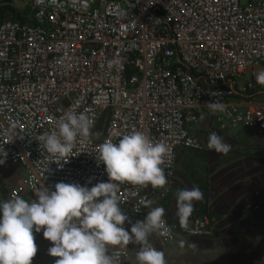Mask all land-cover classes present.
Instances as JSON below:
<instances>
[{"label": "built area", "instance_id": "2783aa9c", "mask_svg": "<svg viewBox=\"0 0 264 264\" xmlns=\"http://www.w3.org/2000/svg\"><path fill=\"white\" fill-rule=\"evenodd\" d=\"M19 1L9 3L25 12V22L0 14V148L4 164L24 170L14 195L54 190L59 182L89 188L107 182L99 146L137 131L167 146L169 183L176 149H202L190 127L212 112L207 103L214 100L226 105L216 112L222 121L264 134V100L256 99L264 86L255 79L264 71V0ZM68 111L87 114L93 124L65 163L36 137ZM167 183L119 185L126 230L145 217L151 195L166 197ZM163 219L157 231L163 244L176 233L209 238L216 229L208 213L189 217L187 231L178 219ZM107 252L113 264L127 256L123 245Z\"/></svg>", "mask_w": 264, "mask_h": 264}, {"label": "clouds", "instance_id": "9594fccd", "mask_svg": "<svg viewBox=\"0 0 264 264\" xmlns=\"http://www.w3.org/2000/svg\"><path fill=\"white\" fill-rule=\"evenodd\" d=\"M109 61V67L112 65ZM256 83L264 86V71L256 74ZM215 96L216 93H208ZM213 113L223 112L226 105L218 100L207 103ZM93 121L81 112L68 111L56 128L41 134L36 140L48 153L70 157L79 138L92 135ZM207 147L226 154L230 145L212 132ZM167 146L141 133L124 135L118 143L106 140L99 146L98 161L105 167L107 182L91 188L80 184L56 183L54 190L42 188L36 199L28 202L17 196L0 201V264H31L37 253L34 232L43 229V238L51 242L48 255L56 257L54 264H113L108 255L109 246L127 245L135 241L141 245L137 252L138 264H166L164 253L153 247L148 237L165 226L162 207L151 208L142 221L132 224L130 230L123 225L128 220L121 210L117 192L121 183L143 187L163 188L166 183L165 157ZM7 153L0 148V165ZM176 215L179 226L189 229V217L194 202L203 200L198 186L176 192ZM152 201L144 202L149 207ZM139 211V209H137Z\"/></svg>", "mask_w": 264, "mask_h": 264}, {"label": "crops", "instance_id": "0c3cea01", "mask_svg": "<svg viewBox=\"0 0 264 264\" xmlns=\"http://www.w3.org/2000/svg\"><path fill=\"white\" fill-rule=\"evenodd\" d=\"M256 99L264 100V96ZM220 115L206 112L190 127L202 149L177 148L174 178L167 183L169 193L162 200L157 195L150 196L148 211L162 207L163 218L171 222L178 219L177 190L204 186L207 212L216 220L215 233L209 238L176 233L172 242L163 244L157 232L150 234L149 243L164 253L166 264H264V134L254 127L229 125ZM212 132L231 146L228 153L207 147ZM23 177L20 165H0V201L17 196L28 202L36 199V192L25 189L13 194ZM199 207V201L194 202L191 216L200 212ZM143 219H136L135 223ZM33 234L37 253L31 264H54L58 258L50 257L47 251L51 244L40 233ZM123 246L127 256L121 264H138L136 255L141 245L133 240Z\"/></svg>", "mask_w": 264, "mask_h": 264}, {"label": "trees", "instance_id": "16d2710c", "mask_svg": "<svg viewBox=\"0 0 264 264\" xmlns=\"http://www.w3.org/2000/svg\"><path fill=\"white\" fill-rule=\"evenodd\" d=\"M3 3L5 5L0 8V14H1V17L3 19H9V20H12V21L25 22V20H26L25 12L16 10L13 7L9 6L8 5L9 4V0H0V4H3ZM187 149H191V148H187ZM191 150L199 151V150H196V149H191ZM204 188H205L204 186H203V188L201 187V191L202 192L204 191ZM205 202H206V198H203L202 201H199V203H200L199 210H200L201 213H208L207 209H206V206H205Z\"/></svg>", "mask_w": 264, "mask_h": 264}, {"label": "rangeland", "instance_id": "374dc122", "mask_svg": "<svg viewBox=\"0 0 264 264\" xmlns=\"http://www.w3.org/2000/svg\"><path fill=\"white\" fill-rule=\"evenodd\" d=\"M19 3L22 4V3H23V0H20ZM4 5H5L4 3H3V4H0V8L3 7ZM8 5L11 6V7H13V8L16 9V10L22 11V10H20L19 8L10 5V3H9ZM18 187H19V186H18Z\"/></svg>", "mask_w": 264, "mask_h": 264}]
</instances>
